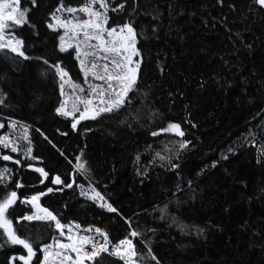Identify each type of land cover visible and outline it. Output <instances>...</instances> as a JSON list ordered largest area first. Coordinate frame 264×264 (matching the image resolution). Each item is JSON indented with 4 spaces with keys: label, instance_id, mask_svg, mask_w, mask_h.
<instances>
[{
    "label": "trees",
    "instance_id": "obj_1",
    "mask_svg": "<svg viewBox=\"0 0 264 264\" xmlns=\"http://www.w3.org/2000/svg\"><path fill=\"white\" fill-rule=\"evenodd\" d=\"M84 2L64 0L73 7ZM39 3L40 8L30 14L36 27L16 30L33 59L13 61L15 54L0 51V88L8 93V106H0V120L5 123L0 135L10 131L9 117L25 122L30 126L32 155L40 159L0 148V155L21 159L20 165L0 159V168L6 166L13 173L6 185H0V199L6 191L16 190L19 178L26 185L18 190L20 196L62 187L52 183L55 175L71 182L75 158L83 150L90 179L117 211L81 196L78 185L86 186L89 177L77 173L72 188L40 201L63 224L100 228L107 232L110 245L134 228L142 233L132 238L137 252L145 253L149 245L159 264H264V157L260 152L264 145V9L254 0H224L223 4L218 0H139L135 18L143 58L139 91L130 93L131 104L118 115L103 114L73 130L71 118L55 111L63 98L50 64L62 62L77 83H83L84 76L74 49H58L62 31H52L44 23L59 0ZM130 4L131 0L126 8ZM21 6L30 7L26 0H21ZM109 15V26L130 18L126 13ZM154 16H158L155 21ZM154 111L157 114L150 115ZM169 122L180 123L192 145L178 159L173 155L176 169L158 158L153 162L155 152L165 154L166 146L171 149L167 154L176 150L174 142L180 138L175 134L151 135ZM222 155L228 159L222 160ZM214 161L219 163L211 167ZM28 163L49 173L44 184L38 182L34 168L26 167ZM165 203L180 221L205 227V233L181 232L170 219H159L153 209ZM31 211L30 205L17 201L9 218L34 247L51 243L59 234L54 222L17 223V216ZM13 253L26 254V250L20 245L0 249V264H7ZM37 256L42 259V251ZM104 264L124 262L106 256Z\"/></svg>",
    "mask_w": 264,
    "mask_h": 264
},
{
    "label": "snow or ice",
    "instance_id": "obj_2",
    "mask_svg": "<svg viewBox=\"0 0 264 264\" xmlns=\"http://www.w3.org/2000/svg\"><path fill=\"white\" fill-rule=\"evenodd\" d=\"M113 2L114 0H85L83 4L73 7L66 6L64 0H59L57 6L48 13V18L44 21L45 26L52 31L63 30V34L59 35L58 49L60 52L74 49L75 58L79 62L80 70L84 76V84H78L72 81L69 72L62 66V62L57 61L50 64L47 59L40 58L44 64H50L58 78V88L63 99L55 111L60 116L71 118L73 130L82 121L95 120L103 114L118 115L121 109L131 104L130 93L139 91L137 84L143 59L137 47L139 34L135 26V18L139 14V0H131L130 7L127 8L129 0H118L115 7H113ZM26 3L30 7H22L21 0H0V51L15 54L12 57L13 61H16L17 58L33 59L26 54L24 39L16 35V30L22 26L36 27L32 24L30 14L40 8L39 0H26ZM218 3L223 4L224 0H218ZM254 3L264 9V0H254ZM232 7L235 6L232 5ZM110 12L126 13L130 18L122 24L113 22L109 26ZM77 13L82 15H77ZM156 19L158 16L153 17L154 21ZM155 30L154 27L153 32ZM66 87L68 91H66ZM7 97L8 93L0 88V106H8L5 105ZM156 114L154 111L150 115L155 116ZM7 123L10 131L0 135V148L9 149L12 153L22 152L25 158L32 160L40 159L32 155L30 126L11 117L8 118ZM4 127V121L0 120V129ZM86 131H90V129ZM14 133H19V135H14ZM160 133H173L180 139L174 142L176 149L174 153L167 154L171 152V149L166 146L165 154L160 151L155 152L153 162L158 158L161 162L167 161L171 169H176L179 166L172 163L173 155L178 159L181 151L192 146L191 141L185 138V131L178 122H169L166 127L152 132L151 135L158 136ZM228 151L232 152V149ZM260 152L264 157V145L261 146ZM0 159L14 161L16 165L21 164V159L10 154H2ZM136 159L139 161V154ZM221 159L227 160L228 156L222 155ZM218 163L219 161H214L211 167H216ZM161 166L165 165L161 163ZM26 167L34 168V171L39 174L38 182L40 184H44L49 177V173L43 167H34L31 163H28ZM77 173L89 177L86 186L78 185L81 196L98 203L101 208L110 212L117 211L90 179V170L87 161L83 159V150H81V155L75 158L71 182L65 183L60 175H55L52 183L62 185V187H47L45 191L20 196L18 190L25 188L26 185L22 183V178H19L15 182L16 190L6 191L4 197L0 199V229H2L4 237L0 241V249L8 245H20L23 250H26V254L13 253L8 257L7 264H17V262L33 264L34 257H36V264H86V262L87 264H104L106 256L118 257L124 264H152L153 261L159 264L149 245H145L147 248L145 253L137 252L132 238L141 237L142 233L134 228L130 230L129 236L110 248L107 232L89 226L85 230L86 232L94 231L95 234L102 237L101 241H97L93 235L81 234L78 231L80 226L75 222L65 225L52 211L41 205L42 197L54 192H62L64 188H72ZM138 174L146 175V172L140 173L138 170ZM12 175V169L6 166L0 168V185H6L12 179ZM189 185H191V181H189ZM177 191L180 189L177 188ZM17 201L30 205L34 209L29 214L17 216V223L22 221L54 222L61 238H53L51 243L39 244L34 247V242L26 236H21L14 226L13 220L9 218V210L17 204ZM169 203H165L162 207L158 205L153 209L154 212H159V219H170L181 232L194 229L198 236L205 233V227L195 224L188 225L180 221L170 212ZM176 203L179 205V201ZM127 223L131 227L130 219ZM66 228L67 232H65ZM149 231L154 230L149 229ZM63 237H66V241L62 239ZM38 250L43 253L42 259L37 256Z\"/></svg>",
    "mask_w": 264,
    "mask_h": 264
},
{
    "label": "rangeland",
    "instance_id": "obj_3",
    "mask_svg": "<svg viewBox=\"0 0 264 264\" xmlns=\"http://www.w3.org/2000/svg\"><path fill=\"white\" fill-rule=\"evenodd\" d=\"M77 15H82V14H79V13H77ZM61 31H62V34H63V30L61 29ZM135 59V58H134ZM72 79V78H71ZM72 81H74L73 79H72ZM74 82H76V81H74ZM77 83V82H76ZM78 84H81V85H83L84 84V80H83V83H78ZM66 91H68V89H67V87H66ZM169 134H172V135H174L173 133H169ZM71 223H73V222H70V223H66L65 225H68V224H71ZM75 224H78V223H76L75 222ZM79 225V224H78ZM80 226V229L78 230L81 234H86V235H93V236H95V239L97 240V241H101L102 240V237L101 236H99V235H97V234H95L94 233V231L92 232V233H88V232H86L85 230L86 229H88L89 227H83V226H81V225H79ZM92 227V226H91ZM93 229H95V227H92ZM65 232H67V228L65 229ZM56 238H61L60 236H59V234H58V236L56 237ZM62 239H65V241H66V237H63ZM115 245V244H114ZM110 246V248L113 246V244L112 245H109ZM86 264H87V262H86Z\"/></svg>",
    "mask_w": 264,
    "mask_h": 264
}]
</instances>
